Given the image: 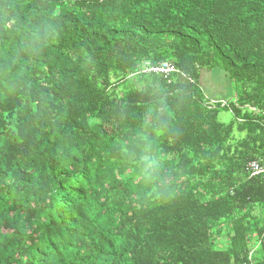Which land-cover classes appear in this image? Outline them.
Here are the masks:
<instances>
[{"label": "trees", "instance_id": "16d2710c", "mask_svg": "<svg viewBox=\"0 0 264 264\" xmlns=\"http://www.w3.org/2000/svg\"><path fill=\"white\" fill-rule=\"evenodd\" d=\"M251 161L264 0H0V264H264Z\"/></svg>", "mask_w": 264, "mask_h": 264}, {"label": "rangeland", "instance_id": "374dc122", "mask_svg": "<svg viewBox=\"0 0 264 264\" xmlns=\"http://www.w3.org/2000/svg\"><path fill=\"white\" fill-rule=\"evenodd\" d=\"M213 75V77H210V75ZM218 73H217V71H212V72H210V73H208V74H206L205 76H204V85H205V87H206V90H208V91H210V92H213V93H216L215 94V98L214 99H217L216 97L217 96H220L221 95V93L223 92H225L224 94H222V95H229L230 93L227 91V90H229V86L227 85V83H223V81H222V79L219 77V75H217ZM221 76V75H220ZM222 77V76H221ZM224 84H226L227 86H228V89L226 90V88L227 87H225V85ZM234 95V94H233ZM225 97V96H224ZM223 98V97H222ZM232 98V97H231ZM230 97H225V98H223V99H228V100H230L231 99ZM223 120L224 121H226V122H228L229 120H230V116L229 115H224L223 116ZM261 218L263 217L264 218V212L263 213H261V215H259ZM259 216H257L258 217V219H260L261 220V218L259 217ZM226 240V239H225Z\"/></svg>", "mask_w": 264, "mask_h": 264}, {"label": "built area", "instance_id": "2783aa9c", "mask_svg": "<svg viewBox=\"0 0 264 264\" xmlns=\"http://www.w3.org/2000/svg\"><path fill=\"white\" fill-rule=\"evenodd\" d=\"M148 71L154 72V73H162L165 75H170V74L176 72V69L168 63H162L157 67L149 68ZM247 171L249 173H251L253 177L264 175V163L258 162V161H251L248 164Z\"/></svg>", "mask_w": 264, "mask_h": 264}, {"label": "crops", "instance_id": "0c3cea01", "mask_svg": "<svg viewBox=\"0 0 264 264\" xmlns=\"http://www.w3.org/2000/svg\"><path fill=\"white\" fill-rule=\"evenodd\" d=\"M219 77L221 78L220 75H219ZM223 83H224V81H223ZM224 85H225V84H224ZM225 87H227V88H226V90H227V89H228V86L225 85ZM227 91L230 93L229 95H222V94H224V93L226 92V91H225L224 93L222 92L220 96H222L223 98H225V97H230V98H231V97L233 96V91H232L230 88H229V90H227ZM224 96H225V97H224Z\"/></svg>", "mask_w": 264, "mask_h": 264}, {"label": "clouds", "instance_id": "9594fccd", "mask_svg": "<svg viewBox=\"0 0 264 264\" xmlns=\"http://www.w3.org/2000/svg\"><path fill=\"white\" fill-rule=\"evenodd\" d=\"M175 68V67H174ZM176 69V68H175ZM176 72H177V70H176ZM176 72H174V73H176Z\"/></svg>", "mask_w": 264, "mask_h": 264}]
</instances>
